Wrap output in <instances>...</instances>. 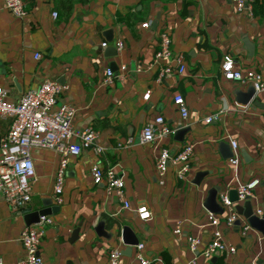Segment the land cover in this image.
Segmentation results:
<instances>
[{
	"label": "crops",
	"instance_id": "1",
	"mask_svg": "<svg viewBox=\"0 0 264 264\" xmlns=\"http://www.w3.org/2000/svg\"><path fill=\"white\" fill-rule=\"evenodd\" d=\"M22 2L26 14L15 18L0 0V88L5 100L15 103L46 80L65 86L56 104L75 109L73 129L94 131V145L102 152L96 155L86 149L66 159L62 202L56 204L52 185L59 157L48 150L30 151L34 180L27 205L15 211L0 196V264H16L22 258L19 234L35 224L28 225L25 216L41 210L51 220L39 240L42 264H108L112 249L120 252L117 264H138L135 246L122 241L123 227L129 229L126 241L143 245L149 264H264V235L251 229L242 212L235 210V222L226 226L228 211L217 200L219 193L228 194L237 184L255 179L258 183L248 199L252 215L259 219L264 209V92H255L241 105L231 93L232 82L225 81L220 70L222 57L228 55L235 67L255 71L264 82L261 0L253 4L250 16L237 14L230 0ZM143 23L147 28L140 27ZM161 32L169 37L170 59L154 60ZM115 42L121 43L119 51ZM175 57L182 59L181 75L176 73ZM120 66L125 67L123 72ZM166 68L169 72L158 79ZM106 69L114 78L103 85ZM246 88L237 87L241 95ZM175 95L185 103V120L172 103ZM217 114L215 121L203 122ZM158 116L173 133L140 143L139 130ZM9 123L0 117V140ZM230 141L236 144L235 171L228 162L233 154ZM186 144L193 146L186 179L177 181L174 169L168 167L159 184L154 170L159 151L175 153ZM92 165L112 168L121 177L128 209L113 194H106L103 185L92 184ZM212 190L221 212L211 213L204 205ZM138 204L149 210L148 221L137 219ZM243 204L234 203L233 209ZM258 210L260 216L255 215ZM209 214L218 218L216 228L234 253L197 256L191 263L194 256L185 237H198L200 251L213 229ZM177 223L178 238L172 233ZM244 226L249 227L245 232Z\"/></svg>",
	"mask_w": 264,
	"mask_h": 264
},
{
	"label": "built area",
	"instance_id": "2",
	"mask_svg": "<svg viewBox=\"0 0 264 264\" xmlns=\"http://www.w3.org/2000/svg\"><path fill=\"white\" fill-rule=\"evenodd\" d=\"M255 0H230L234 11L237 14L245 13L251 15L252 5ZM4 10L15 18H22L26 12L22 0H1ZM55 17V14L52 15ZM148 24L143 23L141 28H147ZM159 50L154 55V60L170 59L169 37L166 33L158 34ZM105 43L100 44V48H105ZM116 51L121 49V43L115 42ZM38 59V55H34ZM176 64V73L181 75L184 66L180 57L173 58ZM124 66H120L123 72ZM141 65L135 66V71L139 72ZM220 70L222 78L227 82L245 85L252 83L256 93L264 92V82L258 73L253 70H240L234 66L232 58L228 55L222 57ZM169 72L163 69L159 72L158 79ZM120 77V76H118ZM114 78L109 69L104 70L102 84H111ZM66 89L54 81L46 80L37 88L23 93L15 103L5 100V93L0 88V117L10 120L6 134L0 140V196L4 202L15 211L23 209L30 200L31 183L34 180V169L30 157L32 149H43L54 152L58 155V166L54 175L52 185V199L56 204L62 202L61 190L63 185L66 159L69 156H77L83 150L92 149L93 153L99 155L102 149L94 145L96 134L91 129L76 131L72 127L75 109L67 104H56L60 94ZM147 94L144 95V98ZM180 119L185 120L188 116L185 103L181 96L175 95L172 98ZM218 115H210L203 119L205 124H209L218 118ZM173 133L168 128L161 117H155L152 122L145 124L138 132L140 143H151L167 138ZM75 139L77 142H71ZM128 140L126 143H129ZM232 157L228 160L230 166L235 171L238 163L236 144L230 141ZM192 144L184 145L178 152L170 153L166 149H161L154 159L155 176L158 183L162 184L164 175L168 167H172L174 178L177 181H184L189 171L188 161L192 153ZM93 185H103L106 194H113L122 204L124 209L129 205L123 197V181L117 176L112 168L100 169L97 165H92L89 169ZM257 180H251L245 184H237L235 187L236 202H244L252 197V191L257 185ZM218 203L228 211L224 219L226 226L231 227L236 220L237 214L233 209L234 203L228 199L227 191L219 193ZM137 219L145 222L150 219V212L144 204L135 207ZM255 215L260 216L261 211H256ZM209 225L213 228L209 241L203 245L200 251L198 237L186 236L185 245L187 250L194 256L191 263L197 256L210 258L216 254H233L234 248L224 244L221 233L217 230L218 218L208 215ZM51 220L45 216H40L33 225L24 227L18 238L22 249V258L16 264H42L38 256L39 240L43 235L44 226L50 225ZM249 229L244 226L243 232ZM172 233L178 238L181 235L179 223H177ZM143 245H135L134 260L138 264H149L142 254ZM120 252L112 249L108 252L107 263L117 264Z\"/></svg>",
	"mask_w": 264,
	"mask_h": 264
},
{
	"label": "water",
	"instance_id": "3",
	"mask_svg": "<svg viewBox=\"0 0 264 264\" xmlns=\"http://www.w3.org/2000/svg\"><path fill=\"white\" fill-rule=\"evenodd\" d=\"M246 85V91H245V94L244 95H241L242 93H239L237 87H238V84L237 83H232V88L233 90L231 91L233 97H234V100L241 104V105H245L247 104L254 96L255 94V91H254V88H253V85L252 83H247L245 84ZM257 101V100H256ZM255 101V103H256ZM181 131H183L182 129H180ZM228 199L231 203H235L236 202V193H235V190L233 191H229L228 192ZM205 207L206 209L211 212V213H217V212H221V209L215 204V201H214V191H209L208 194H207V198H206V201H205ZM234 210L239 214L240 212H242V215L244 217V219L246 220V223L248 224V226L259 232L261 235H264V209H263V212H262V215H261V218H257L255 216L252 215V211H251V207H250V204H249V200L246 199L244 201V204L242 207L236 205L234 207ZM47 214V211L45 210H41V211H36V212H33L31 214H26L25 217H27V224L30 225L32 223H36L38 218L40 216H45ZM129 233V229H127L126 227H123L121 229V237H122V241L124 243H127L129 245H136L137 244V241L136 240H133V241H126L127 239V235Z\"/></svg>",
	"mask_w": 264,
	"mask_h": 264
},
{
	"label": "trees",
	"instance_id": "4",
	"mask_svg": "<svg viewBox=\"0 0 264 264\" xmlns=\"http://www.w3.org/2000/svg\"><path fill=\"white\" fill-rule=\"evenodd\" d=\"M256 1H257V0H255L254 3H255ZM261 2H262V4L264 5V0H261ZM254 3H253V4H254ZM252 6H253V5H252Z\"/></svg>",
	"mask_w": 264,
	"mask_h": 264
}]
</instances>
